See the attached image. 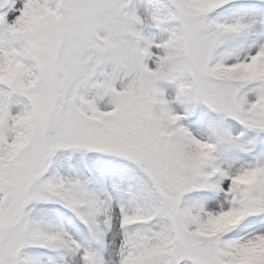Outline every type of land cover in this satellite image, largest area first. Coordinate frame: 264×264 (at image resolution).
I'll return each instance as SVG.
<instances>
[{"label": "snow or ice", "instance_id": "1", "mask_svg": "<svg viewBox=\"0 0 264 264\" xmlns=\"http://www.w3.org/2000/svg\"><path fill=\"white\" fill-rule=\"evenodd\" d=\"M0 264H264V0H0Z\"/></svg>", "mask_w": 264, "mask_h": 264}]
</instances>
